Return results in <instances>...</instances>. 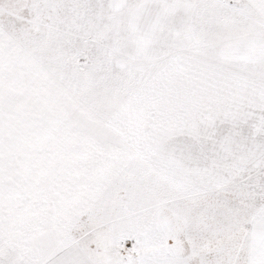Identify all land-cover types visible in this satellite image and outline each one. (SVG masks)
Instances as JSON below:
<instances>
[{
	"label": "snow or ice",
	"instance_id": "obj_1",
	"mask_svg": "<svg viewBox=\"0 0 264 264\" xmlns=\"http://www.w3.org/2000/svg\"><path fill=\"white\" fill-rule=\"evenodd\" d=\"M0 264H264V0H0Z\"/></svg>",
	"mask_w": 264,
	"mask_h": 264
}]
</instances>
